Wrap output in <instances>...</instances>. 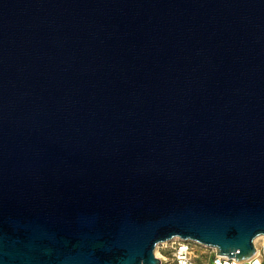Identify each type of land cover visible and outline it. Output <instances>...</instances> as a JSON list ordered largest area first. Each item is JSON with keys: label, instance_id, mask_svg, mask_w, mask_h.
<instances>
[{"label": "water", "instance_id": "obj_1", "mask_svg": "<svg viewBox=\"0 0 264 264\" xmlns=\"http://www.w3.org/2000/svg\"><path fill=\"white\" fill-rule=\"evenodd\" d=\"M259 235L264 0H0V264Z\"/></svg>", "mask_w": 264, "mask_h": 264}, {"label": "built area", "instance_id": "obj_2", "mask_svg": "<svg viewBox=\"0 0 264 264\" xmlns=\"http://www.w3.org/2000/svg\"><path fill=\"white\" fill-rule=\"evenodd\" d=\"M255 252L244 260H234L216 254L215 249L200 245L191 240L174 238L168 242H161L155 247L156 255L161 264H264V241L258 246L254 243ZM201 249L200 257L195 254V248ZM166 252L170 253L167 259L163 256Z\"/></svg>", "mask_w": 264, "mask_h": 264}, {"label": "rangeland", "instance_id": "obj_3", "mask_svg": "<svg viewBox=\"0 0 264 264\" xmlns=\"http://www.w3.org/2000/svg\"><path fill=\"white\" fill-rule=\"evenodd\" d=\"M262 241H264V238H259L257 239L256 241H254V243L258 246ZM196 250H195V254L199 255V258L201 260V257H200V253H201V249H199L198 247H194ZM157 252V251H156ZM156 254V253H155ZM163 256H165L167 259L169 258L170 256V253L169 252H166ZM165 264H168V262H165Z\"/></svg>", "mask_w": 264, "mask_h": 264}, {"label": "bare ground", "instance_id": "obj_4", "mask_svg": "<svg viewBox=\"0 0 264 264\" xmlns=\"http://www.w3.org/2000/svg\"><path fill=\"white\" fill-rule=\"evenodd\" d=\"M259 238H264V235H259V236H257V237L254 239V241H256V240L259 239ZM155 253H156V255H158L157 252H155Z\"/></svg>", "mask_w": 264, "mask_h": 264}]
</instances>
